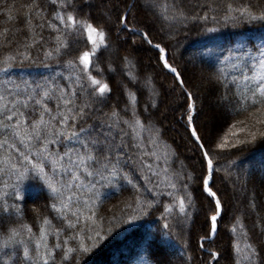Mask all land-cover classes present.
Here are the masks:
<instances>
[{
  "label": "snow or ice",
  "instance_id": "1",
  "mask_svg": "<svg viewBox=\"0 0 264 264\" xmlns=\"http://www.w3.org/2000/svg\"><path fill=\"white\" fill-rule=\"evenodd\" d=\"M141 14L174 39L177 26L189 23L204 25L206 32L218 31L208 25L221 21L264 25V0H0V73L7 76L25 62L45 68L54 62L62 69L39 83L24 81L21 87L6 80L0 86V264H82L114 228L157 212L158 235L149 234L143 264H153L148 257L157 239L165 243L179 237L187 251L184 237L195 223L193 186L208 202L197 239L208 256L206 264H264V212L255 195L231 217L227 246L220 247L226 204L214 190L223 153L264 140V42L254 49L237 44L220 61L224 67L201 73V84L220 90L219 105L244 116L222 136L213 128L205 136L195 122L201 84L193 83L190 90L187 70L169 62L168 45L154 42L150 30L136 26ZM125 33L158 50L157 63L173 75L186 103L182 116L199 153V170H189L183 161L173 169L175 153L167 145L156 151L163 129L150 110L158 109L160 92L123 48ZM136 43L132 39L129 46ZM102 51L109 52L104 68ZM113 56L122 74L115 102L105 77L117 71ZM238 133H246L245 138ZM228 163L234 166L236 160ZM27 182L47 193L43 205L30 209L31 223L22 206L32 186ZM122 183L129 186V195L104 208L101 190L119 194ZM250 214L256 216L251 226L246 222ZM193 259L186 255L184 264Z\"/></svg>",
  "mask_w": 264,
  "mask_h": 264
},
{
  "label": "trees",
  "instance_id": "2",
  "mask_svg": "<svg viewBox=\"0 0 264 264\" xmlns=\"http://www.w3.org/2000/svg\"><path fill=\"white\" fill-rule=\"evenodd\" d=\"M21 0H17L20 3ZM239 2V0H237ZM3 17H0V26L3 24ZM137 27L150 30L154 42H162L168 45L170 63H174L178 70H187L185 75L188 79L190 90L193 83L201 84V75L199 73L213 72L215 69L224 67L220 63L223 57L228 55L229 49H234L237 44H243L245 48H255L264 42V25L259 23H245L233 25L225 24L221 21L219 24H209L208 27H217L216 32L204 31V25L199 23H189L187 27L177 26V30L173 33L174 39H169L166 33L160 31V27L153 22L150 17L141 14L138 18ZM147 21V23H146ZM128 43L123 45L135 57L139 73L150 75L160 92L157 98L158 109H151L152 120L157 127H162V139L156 151L159 153L165 150L167 145L168 151L174 152L175 156L172 168L179 167V162L187 166L189 170L195 167L199 170V153L193 150L190 134L186 130V115L182 116L185 111L186 103L182 96L180 88L174 84L173 75L157 63L158 50L152 48L146 43H142L139 36H131L127 33ZM137 41L136 45H131V40ZM117 45L112 43V49L115 50ZM190 53V60L187 62L185 56ZM100 56L101 67L106 66L109 59V52L102 51ZM114 66L118 65V61L113 56ZM51 66L45 68L39 62L24 64L17 63L11 68L5 76L0 73V86L3 82L9 80L23 87V82L39 83L44 77H51L62 69L54 62H50ZM149 68V71H147ZM145 70V71H144ZM226 71H231L226 68ZM110 86L113 87L112 102H115L116 96L119 95L118 83L122 79L120 68L114 73H105ZM9 87L12 85L9 84ZM220 90H213L207 82L201 84L200 92L197 93L196 106L198 112L195 116V122L201 128V134L207 135L209 128L214 129V134L223 135L227 132L231 123L237 119H244V116H234L221 107V112H213L210 109L211 103L217 99ZM146 95V94H145ZM143 103L144 95L141 96ZM208 107L209 126L205 128V123L201 118L204 116V108ZM205 117V116H204ZM145 136L148 134L145 133ZM246 133H238V138H245ZM231 142L234 140L230 137ZM229 160H236V165H229ZM221 171L215 175V188L219 189V195L226 204L224 219L217 236V244L220 247H226L229 240L227 225L230 223L231 217L237 213L238 209L247 205L249 198L255 195L258 210L264 212V140L257 139L254 143L248 144L243 148L226 150L217 165ZM239 180L236 183L233 181ZM32 186L28 188L26 199L23 202L26 220L32 222V214L30 209L35 205H43L46 192L42 193L39 186L35 182H27ZM142 183V182H141ZM122 192L119 194L115 189L106 188L101 191L105 194L103 203L104 208H111L129 195L131 191L126 183L121 184ZM237 190H240L238 193ZM110 194V198L108 197ZM239 194V195H238ZM194 211L193 219L195 223L189 230L184 239L188 241V249L185 251L182 247V239L177 237L168 239L165 243H161L159 239L152 242L148 257L153 264H184L186 255L193 256V264H206L208 256L198 248L197 239L200 235L199 226L203 221L204 213L208 210V202L198 188L193 186L192 190ZM236 196H238L236 198ZM236 199V200H235ZM237 208L233 209V204ZM159 213H154L133 225H121L114 228L107 238L101 241L95 249L83 257L82 264H143L145 257L144 246L149 239V234H157V229L161 223L158 219ZM255 214L246 217L249 226L255 221ZM207 246V245H206ZM204 257V262L200 257ZM220 264H226L225 260H221Z\"/></svg>",
  "mask_w": 264,
  "mask_h": 264
},
{
  "label": "rangeland",
  "instance_id": "3",
  "mask_svg": "<svg viewBox=\"0 0 264 264\" xmlns=\"http://www.w3.org/2000/svg\"><path fill=\"white\" fill-rule=\"evenodd\" d=\"M157 23V25L160 27V25H159V22H156ZM187 52V56H185V58L187 59V62L188 61H191L190 60V52L189 51H186ZM145 71V70H144ZM147 71H149V68H147ZM204 74V73H203ZM199 75H201V73H199ZM210 109L213 111V112H221V106L219 105V103H218V100L217 99H215V101L213 102V103H211V105H210ZM208 111H209V109H208V107L206 106L205 108H204V116L201 118V120H203V122L205 123V128H208V126H209V119H208ZM237 192L239 193L240 192V190H237ZM239 195V194H238ZM238 196H236V198H237ZM236 200V199H235ZM236 205V203H234L233 204V209L234 208H237V206H235Z\"/></svg>",
  "mask_w": 264,
  "mask_h": 264
}]
</instances>
